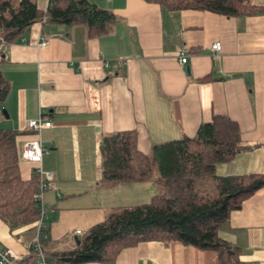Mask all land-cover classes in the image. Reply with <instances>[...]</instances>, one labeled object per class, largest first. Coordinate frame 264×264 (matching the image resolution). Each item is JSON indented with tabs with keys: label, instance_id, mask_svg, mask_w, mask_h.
I'll use <instances>...</instances> for the list:
<instances>
[{
	"label": "crops",
	"instance_id": "0c3cea01",
	"mask_svg": "<svg viewBox=\"0 0 264 264\" xmlns=\"http://www.w3.org/2000/svg\"><path fill=\"white\" fill-rule=\"evenodd\" d=\"M32 1L45 11L51 0ZM87 1L115 16L109 33L90 37L84 24L44 21L1 49L0 72L10 90L0 128L17 133L19 153L25 142L41 141V169L55 185L43 203L49 239L58 250L71 248L115 210L158 194L151 179L102 180L103 137L135 131L137 149L149 155L154 145L193 137L202 124L226 116L238 125L244 149L216 164V174H264V0H248L262 11L233 18L168 12L147 0ZM43 39L47 44L40 48ZM214 43L221 44L219 53L211 50ZM40 115L50 127L33 133L27 122ZM34 168L20 161L22 180ZM35 236L26 228L10 233L0 221V248L22 259ZM219 237L237 250L238 264H264V188L230 213ZM101 264H218V257L177 242H143Z\"/></svg>",
	"mask_w": 264,
	"mask_h": 264
},
{
	"label": "trees",
	"instance_id": "16d2710c",
	"mask_svg": "<svg viewBox=\"0 0 264 264\" xmlns=\"http://www.w3.org/2000/svg\"><path fill=\"white\" fill-rule=\"evenodd\" d=\"M168 12L207 11L224 17L251 16L262 9L248 0H147ZM110 11L87 0H51L41 11L32 0H0V42L19 41L31 26L48 21L71 26L84 24L90 37L110 32L115 23ZM3 52L0 51V64ZM207 78L201 80L206 81ZM10 84L0 72V108ZM1 118V112H0ZM17 133L0 128V221L10 233L26 228L37 231L39 205L34 199L39 175L21 178ZM135 131L119 132L101 141V177L110 183H143L156 167L158 194L148 203L120 208L91 227L71 248L54 249L47 230L40 241L48 264H90L115 260L124 249L143 242H177L217 254L218 264H238V252L222 241L219 231L231 212L264 188L263 175L222 177L216 164L228 163L242 149L238 125L226 116L202 124L193 137L154 145L149 155L136 146ZM161 191V192H160ZM34 242V241H33ZM38 253L32 244L20 264H35Z\"/></svg>",
	"mask_w": 264,
	"mask_h": 264
},
{
	"label": "built area",
	"instance_id": "2783aa9c",
	"mask_svg": "<svg viewBox=\"0 0 264 264\" xmlns=\"http://www.w3.org/2000/svg\"><path fill=\"white\" fill-rule=\"evenodd\" d=\"M47 40L43 39L39 43V47L42 48L46 46ZM3 47V42H0V51ZM211 50L215 53H219L221 51V44L214 43L211 46ZM180 63H186V57L183 53L179 55ZM50 124L47 118L44 115H40L38 119L29 120L27 122V129L32 131L33 133H40L41 131L48 129ZM43 156V148L41 145V141L31 140L27 141L23 144L22 150L20 152L21 161H27L34 165V169L39 175V183L37 186L36 193L34 194V199L39 205V219L37 221V231L33 244L35 245V250L38 253V258L35 264H48L40 246V241L44 237V232L47 230V223L49 221V214L47 209L43 203V195L50 190L55 189V185L53 182V176L50 173H45L41 169V162ZM77 235H81L80 231H77ZM23 259L17 256L11 249H1L0 248V264H20Z\"/></svg>",
	"mask_w": 264,
	"mask_h": 264
},
{
	"label": "rangeland",
	"instance_id": "374dc122",
	"mask_svg": "<svg viewBox=\"0 0 264 264\" xmlns=\"http://www.w3.org/2000/svg\"><path fill=\"white\" fill-rule=\"evenodd\" d=\"M158 177L159 176H158L157 169H156V167H153V169H152V176H151V181H153L152 183H154L155 178H158ZM155 185L157 187V184L156 183H155Z\"/></svg>",
	"mask_w": 264,
	"mask_h": 264
},
{
	"label": "water",
	"instance_id": "95a60500",
	"mask_svg": "<svg viewBox=\"0 0 264 264\" xmlns=\"http://www.w3.org/2000/svg\"><path fill=\"white\" fill-rule=\"evenodd\" d=\"M2 114H5V112H4V111H2Z\"/></svg>",
	"mask_w": 264,
	"mask_h": 264
}]
</instances>
